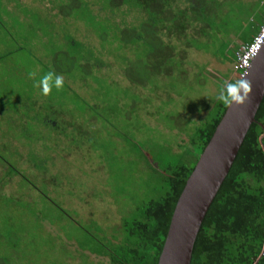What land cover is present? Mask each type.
I'll return each instance as SVG.
<instances>
[{
    "label": "rangeland",
    "instance_id": "374dc122",
    "mask_svg": "<svg viewBox=\"0 0 264 264\" xmlns=\"http://www.w3.org/2000/svg\"><path fill=\"white\" fill-rule=\"evenodd\" d=\"M198 1L202 30L181 35L101 0H0V264H113L124 222L194 166L221 85L239 80L232 50L264 16V0ZM49 71L64 85L44 96Z\"/></svg>",
    "mask_w": 264,
    "mask_h": 264
},
{
    "label": "trees",
    "instance_id": "16d2710c",
    "mask_svg": "<svg viewBox=\"0 0 264 264\" xmlns=\"http://www.w3.org/2000/svg\"><path fill=\"white\" fill-rule=\"evenodd\" d=\"M199 5L203 9L202 16H205L209 3H200L198 0H101L93 6H99L100 13L105 8L115 12L118 21V16L123 12L133 15V22L138 17L143 18V26L147 25L149 29L154 27L153 20L149 21L146 15L162 14L164 18L170 19L172 30L182 35L185 29L202 30L200 23L203 19L197 17L200 15ZM166 14L171 17H166ZM126 26L129 27L128 24ZM132 28L135 30L136 25ZM155 30L157 27L153 28ZM253 39L243 45L251 43ZM238 50H232L229 63H236ZM214 106L218 109L216 116L199 131V150L195 154L194 166H180L173 170L165 179L169 188L166 196L147 204L142 220L124 222L123 228L129 243L124 252L126 256L120 257L108 251L106 258L113 264H158L177 202L228 108L217 99ZM53 124L49 123V127L54 128ZM56 125L58 128V122ZM64 126L65 123L61 124L59 130L63 131ZM192 264H264V100L203 222Z\"/></svg>",
    "mask_w": 264,
    "mask_h": 264
},
{
    "label": "water",
    "instance_id": "95a60500",
    "mask_svg": "<svg viewBox=\"0 0 264 264\" xmlns=\"http://www.w3.org/2000/svg\"><path fill=\"white\" fill-rule=\"evenodd\" d=\"M244 79L251 83L249 99L227 108L200 156L177 202L158 264H192L203 222L264 100V47Z\"/></svg>",
    "mask_w": 264,
    "mask_h": 264
},
{
    "label": "clouds",
    "instance_id": "9594fccd",
    "mask_svg": "<svg viewBox=\"0 0 264 264\" xmlns=\"http://www.w3.org/2000/svg\"><path fill=\"white\" fill-rule=\"evenodd\" d=\"M239 78V77H238ZM64 85V77L52 71L44 74L34 87L41 89V94L47 96L53 88L60 90ZM252 87L246 79H239L235 82H225L219 89L216 97L226 107L243 106L249 99Z\"/></svg>",
    "mask_w": 264,
    "mask_h": 264
},
{
    "label": "built area",
    "instance_id": "2783aa9c",
    "mask_svg": "<svg viewBox=\"0 0 264 264\" xmlns=\"http://www.w3.org/2000/svg\"><path fill=\"white\" fill-rule=\"evenodd\" d=\"M264 47V23L261 25L254 40L243 45L236 53L235 73L239 79H244L254 60L258 57Z\"/></svg>",
    "mask_w": 264,
    "mask_h": 264
},
{
    "label": "crops",
    "instance_id": "0c3cea01",
    "mask_svg": "<svg viewBox=\"0 0 264 264\" xmlns=\"http://www.w3.org/2000/svg\"><path fill=\"white\" fill-rule=\"evenodd\" d=\"M264 23V16L262 17V20H261V22H260V24H259V26H258V29H257V31H256V35L258 34V32H259V29H260V27H261V25ZM255 35V36H256ZM255 36H254V38H255ZM254 40V39H253ZM247 44H249V43H247ZM235 74V73H234ZM237 75V74H236ZM56 123H54L53 124V127L54 128H56ZM0 130H2V129H0ZM46 131H48L49 133H50V135H49V138H50V140L51 141H54V140H59V139H62L64 136H62V135H60V136H58V135H56L57 133H54V132H52L51 131V129H45ZM45 137L46 136H44V137H42V138H40V139H45ZM23 139H24V137H23ZM25 140V139H24Z\"/></svg>",
    "mask_w": 264,
    "mask_h": 264
}]
</instances>
